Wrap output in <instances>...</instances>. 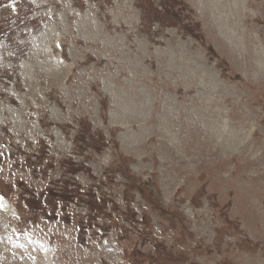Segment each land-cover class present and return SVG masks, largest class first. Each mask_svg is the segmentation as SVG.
<instances>
[{"label": "rangeland", "instance_id": "1", "mask_svg": "<svg viewBox=\"0 0 264 264\" xmlns=\"http://www.w3.org/2000/svg\"><path fill=\"white\" fill-rule=\"evenodd\" d=\"M201 1L0 0V190L59 264H264V0Z\"/></svg>", "mask_w": 264, "mask_h": 264}, {"label": "bare ground", "instance_id": "2", "mask_svg": "<svg viewBox=\"0 0 264 264\" xmlns=\"http://www.w3.org/2000/svg\"><path fill=\"white\" fill-rule=\"evenodd\" d=\"M199 1H201V0H199ZM220 3H221V5L220 4H218L219 2H216V0H207V1H205V2H207V3H216L217 5H219L220 7L223 5L222 4V0H218ZM233 1V3H234V5L236 6V5H240L241 4V0H232ZM201 3L203 4V5H205L204 4V0H203V2L201 1ZM238 5V6H239ZM232 6V3L230 4V7ZM205 8H206V6H205ZM227 8V7H226ZM213 10V9H212ZM214 14V13H213ZM48 72V71H47ZM48 74V73H47ZM216 131V130H215Z\"/></svg>", "mask_w": 264, "mask_h": 264}]
</instances>
